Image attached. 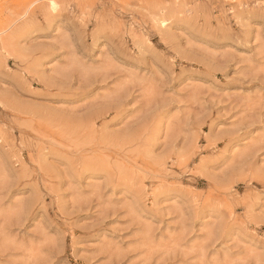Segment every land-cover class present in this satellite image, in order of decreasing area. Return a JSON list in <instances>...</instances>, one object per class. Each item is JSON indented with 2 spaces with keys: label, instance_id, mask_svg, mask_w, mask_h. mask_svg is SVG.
I'll return each instance as SVG.
<instances>
[{
  "label": "rangeland",
  "instance_id": "374dc122",
  "mask_svg": "<svg viewBox=\"0 0 264 264\" xmlns=\"http://www.w3.org/2000/svg\"><path fill=\"white\" fill-rule=\"evenodd\" d=\"M0 264H264V0H0Z\"/></svg>",
  "mask_w": 264,
  "mask_h": 264
},
{
  "label": "bare ground",
  "instance_id": "6f19581e",
  "mask_svg": "<svg viewBox=\"0 0 264 264\" xmlns=\"http://www.w3.org/2000/svg\"><path fill=\"white\" fill-rule=\"evenodd\" d=\"M55 10V7L53 8ZM26 15V13L24 14V16ZM26 18V17H25Z\"/></svg>",
  "mask_w": 264,
  "mask_h": 264
},
{
  "label": "snow or ice",
  "instance_id": "6c2138e0",
  "mask_svg": "<svg viewBox=\"0 0 264 264\" xmlns=\"http://www.w3.org/2000/svg\"><path fill=\"white\" fill-rule=\"evenodd\" d=\"M53 7H55V6H53Z\"/></svg>",
  "mask_w": 264,
  "mask_h": 264
}]
</instances>
